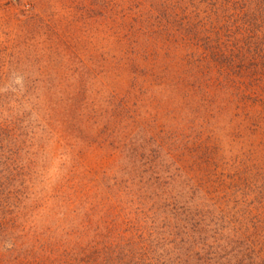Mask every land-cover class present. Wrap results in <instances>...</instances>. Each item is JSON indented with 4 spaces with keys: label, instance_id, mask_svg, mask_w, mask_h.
I'll use <instances>...</instances> for the list:
<instances>
[{
    "label": "trees",
    "instance_id": "1",
    "mask_svg": "<svg viewBox=\"0 0 264 264\" xmlns=\"http://www.w3.org/2000/svg\"><path fill=\"white\" fill-rule=\"evenodd\" d=\"M102 1L116 42L108 51L118 54L110 59L133 76L131 92L140 77L189 76L264 112V0ZM68 51L67 64L87 52ZM6 59L2 52L0 264H264V224L217 229L216 197L185 171L177 146L134 128L130 93L108 98L106 111L80 101L97 126L96 146L83 145L88 137L64 134L9 82Z\"/></svg>",
    "mask_w": 264,
    "mask_h": 264
},
{
    "label": "rangeland",
    "instance_id": "2",
    "mask_svg": "<svg viewBox=\"0 0 264 264\" xmlns=\"http://www.w3.org/2000/svg\"><path fill=\"white\" fill-rule=\"evenodd\" d=\"M103 4L0 0V54L12 64L5 69L9 82H20L34 109L52 118L64 134H84L88 138H81L82 144L89 146L97 144L90 142L97 126L80 101L94 100L106 111L108 98L130 93L134 128L177 146L175 156L185 171L216 197L217 229L264 224V112L236 106L216 81L200 90L189 76L140 77L138 90L131 92L133 76L110 59L118 54L108 51L116 42L101 19ZM70 48L87 52L67 64L63 55ZM16 52L22 61L10 57ZM176 63L178 72L181 63Z\"/></svg>",
    "mask_w": 264,
    "mask_h": 264
}]
</instances>
